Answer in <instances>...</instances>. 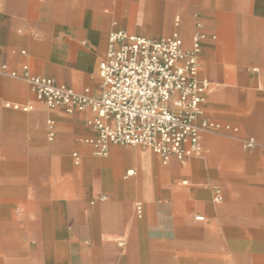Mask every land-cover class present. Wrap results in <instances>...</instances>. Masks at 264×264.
I'll list each match as a JSON object with an SVG mask.
<instances>
[{
	"label": "crops",
	"instance_id": "obj_1",
	"mask_svg": "<svg viewBox=\"0 0 264 264\" xmlns=\"http://www.w3.org/2000/svg\"><path fill=\"white\" fill-rule=\"evenodd\" d=\"M116 30L185 50L200 35L204 116L238 133L184 162L96 155L94 112L50 109L20 76L98 96ZM248 139L264 142V0H0V264H264V153Z\"/></svg>",
	"mask_w": 264,
	"mask_h": 264
},
{
	"label": "built area",
	"instance_id": "obj_2",
	"mask_svg": "<svg viewBox=\"0 0 264 264\" xmlns=\"http://www.w3.org/2000/svg\"><path fill=\"white\" fill-rule=\"evenodd\" d=\"M200 38L194 36L192 48L185 50L177 34L152 39L125 30L111 32L105 58L99 64L98 96H93L89 88L76 91L52 78L34 75L27 64L22 65L20 78L35 99L50 109L72 113L89 108L94 112L96 137L87 141L96 155L107 156L109 145L114 144L149 148L164 163L172 156L184 162L200 154L203 136L231 137L238 133V127L204 116L211 85L198 77ZM4 107L32 109L31 104L10 101H5ZM51 127L49 123L52 137ZM244 145L259 147L264 153V142L248 139ZM136 209L141 214L140 203Z\"/></svg>",
	"mask_w": 264,
	"mask_h": 264
}]
</instances>
